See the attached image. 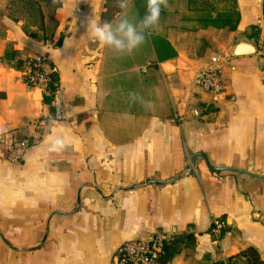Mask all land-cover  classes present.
<instances>
[{
	"label": "crops",
	"instance_id": "crops-1",
	"mask_svg": "<svg viewBox=\"0 0 264 264\" xmlns=\"http://www.w3.org/2000/svg\"><path fill=\"white\" fill-rule=\"evenodd\" d=\"M110 1L61 0L47 40L41 26L31 36L22 19L1 14L0 126L31 145L20 162L0 156V264H115L123 241L151 230L194 234L197 260L252 246L264 261V0H233L228 16L220 0H168L131 55L101 45L86 24L124 16L138 24L146 0H127L125 9ZM154 35L174 55L162 58ZM250 40L255 53L223 66L228 100L194 116L207 99L194 73L210 55ZM36 54L56 68L62 120L24 83ZM53 130L69 140L60 153L44 144ZM213 218L227 228L218 240ZM183 256L171 264H188Z\"/></svg>",
	"mask_w": 264,
	"mask_h": 264
},
{
	"label": "built area",
	"instance_id": "built-area-1",
	"mask_svg": "<svg viewBox=\"0 0 264 264\" xmlns=\"http://www.w3.org/2000/svg\"><path fill=\"white\" fill-rule=\"evenodd\" d=\"M257 54L264 72V49L260 48ZM226 60V57L212 54L208 61L194 73L193 86L207 95L203 107L192 109L194 116L199 117L207 111L208 107L228 100L230 94L223 78V66ZM55 74L56 68L51 60L45 55L36 54L28 60L24 83L29 89L39 90L43 96L51 95L53 118L62 120L64 109L59 87L50 89L51 84L56 83ZM40 123L41 118L31 121V124L35 126ZM30 145L31 141L28 138L5 135L0 138V156L10 162H20ZM223 227L224 224L218 218L211 220L209 232L215 240L220 238ZM171 239V233L158 230H151L141 237L127 239L117 248L115 264H161L160 257L164 253L165 245Z\"/></svg>",
	"mask_w": 264,
	"mask_h": 264
},
{
	"label": "clouds",
	"instance_id": "clouds-1",
	"mask_svg": "<svg viewBox=\"0 0 264 264\" xmlns=\"http://www.w3.org/2000/svg\"><path fill=\"white\" fill-rule=\"evenodd\" d=\"M52 3L56 5L61 3V0H52ZM116 4L120 9L128 7L127 0H116ZM144 7L145 14L138 24L124 16L115 24L108 21L103 23L87 21L86 31L91 38L114 50L117 54L131 55L145 42V33H150L155 26H158L162 7H168V0H146ZM128 99L138 100L141 104L146 103L136 92H129ZM7 132L6 127L0 126V136H5ZM44 144L47 146V152L60 153L69 146V140L53 130L45 137Z\"/></svg>",
	"mask_w": 264,
	"mask_h": 264
},
{
	"label": "trees",
	"instance_id": "trees-1",
	"mask_svg": "<svg viewBox=\"0 0 264 264\" xmlns=\"http://www.w3.org/2000/svg\"><path fill=\"white\" fill-rule=\"evenodd\" d=\"M196 1V0H195ZM233 2V0H231ZM31 6L37 13H38V20L41 26L42 35L41 38L43 40H47L51 38L55 27L57 26V20L55 18V10L60 6L61 3L53 5L52 0H27L25 4ZM237 16V13H236ZM238 18L235 17L234 21ZM235 26H231L230 29H234ZM31 36H37L35 31L28 30L27 31ZM153 41L155 45L161 47L163 51L162 58L170 57L174 55L173 48L169 45V43L159 35L153 36ZM56 44H60V38L57 40ZM262 49H264V40L262 42ZM22 64L21 60H16L15 66H20ZM55 81L56 83L51 84L50 89L54 90L58 86V77L55 74ZM45 103L51 104L52 96L45 95L43 97ZM210 109H207L209 111ZM227 230L226 227H223L221 230V236ZM195 244V236L192 233H181V234H172V239L165 245L164 253L160 257L161 264H171L172 259L179 254L184 249L192 250ZM206 261L205 264H264V261L260 257L257 250L252 247L248 246L247 248L243 249L239 253L229 256L225 259H217V260H210L209 258L205 257Z\"/></svg>",
	"mask_w": 264,
	"mask_h": 264
},
{
	"label": "rangeland",
	"instance_id": "rangeland-1",
	"mask_svg": "<svg viewBox=\"0 0 264 264\" xmlns=\"http://www.w3.org/2000/svg\"><path fill=\"white\" fill-rule=\"evenodd\" d=\"M25 1L27 0H6L4 7L0 6V19H1V14L7 13L12 17L20 18L24 21V27H26L28 30H33L30 29L33 25L36 27L40 28L39 20H38V13L27 3L25 4ZM111 2L110 0H108ZM116 3V0H113ZM220 3L216 6L221 10L222 8L225 10V16L231 15L230 12L226 13L227 10L230 7L231 0H220ZM220 6V7H219ZM231 8V7H230ZM222 11V10H221ZM221 15L224 13H220ZM219 14V15H220ZM224 16V15H222ZM233 18V17H232ZM234 20V18H233ZM228 22V21H227ZM229 22H233L232 19H229ZM228 22V23H229ZM0 28H1V21H0ZM1 30H3L1 28ZM184 259H187L188 264H205L208 261H206L205 258L201 260L195 259L193 256L192 252L190 250L184 249Z\"/></svg>",
	"mask_w": 264,
	"mask_h": 264
},
{
	"label": "water",
	"instance_id": "water-1",
	"mask_svg": "<svg viewBox=\"0 0 264 264\" xmlns=\"http://www.w3.org/2000/svg\"><path fill=\"white\" fill-rule=\"evenodd\" d=\"M257 51V42L255 40H250L249 44L243 42H237L231 50L226 54V58L239 55H250ZM196 155H193L191 158V164H193ZM220 169V168H215ZM191 170V167L186 169V173ZM244 173L249 174V172L243 171Z\"/></svg>",
	"mask_w": 264,
	"mask_h": 264
}]
</instances>
